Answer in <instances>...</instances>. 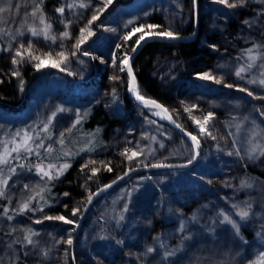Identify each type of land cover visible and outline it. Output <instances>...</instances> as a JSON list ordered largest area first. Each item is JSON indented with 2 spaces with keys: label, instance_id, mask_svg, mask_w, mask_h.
<instances>
[{
  "label": "rangeland",
  "instance_id": "1",
  "mask_svg": "<svg viewBox=\"0 0 264 264\" xmlns=\"http://www.w3.org/2000/svg\"><path fill=\"white\" fill-rule=\"evenodd\" d=\"M40 1L46 0H0V7L7 9L0 13V85L9 74L15 88L10 94L13 108L0 106V152L5 144L11 149L12 140L20 143L25 133L33 138L34 149L12 153L9 163L0 165V180L8 181L0 186L4 193L0 196V264H189L191 260L257 264L264 257V85L259 83L264 79V0H229L236 3L234 8L215 0H196L195 9L193 0L185 8H174L173 0H112L111 4L61 0L67 21L59 20L58 30L50 28L47 39L42 32L33 36L30 31L48 25L42 12L32 15ZM93 15L99 19L89 25ZM171 21L177 31L171 30ZM231 24L233 39L226 35ZM148 25L160 27L149 29ZM82 28H90L93 34L81 33ZM65 31L67 37L62 35ZM163 31L195 41L198 56L182 59L163 53L146 68L147 77L171 100L167 99L169 109L140 94L162 105L183 134L161 119L162 109L140 103L129 113L117 98L124 84L131 97L135 95L130 86L139 88L138 81L129 84L128 67L122 63L135 52L134 47L138 50L135 41ZM82 35L87 39L77 51ZM249 49L255 61L249 60ZM17 50L22 61L14 54ZM13 59L21 62L14 65ZM53 63L58 66L52 67ZM241 67L247 69L242 78L236 75ZM204 73L221 83L200 79ZM18 102L23 107L16 111ZM98 106L114 122L106 136L100 128L85 125L81 133L71 135L86 111ZM176 111L181 118L173 115ZM209 113L211 135L200 133L196 123L202 124ZM186 132L190 138L198 137L197 158L193 159V143ZM52 146L67 157H77L83 150L93 152V158H76L80 166L89 168L74 189L76 196L67 191L49 194L61 185L66 170L52 180L41 179L37 173L38 165L45 169L54 165V175L65 164L48 160ZM223 151L232 153L226 164L218 162ZM189 160L187 168L146 170L154 164H188ZM93 168L98 170L95 175ZM118 170L119 176L128 174L95 196L98 189L90 190L89 183ZM29 200L28 210L21 212V204ZM73 210H77L75 216ZM54 211L73 223L44 219L55 216ZM240 211L248 215L242 218ZM26 235H31V244ZM220 242L222 250L232 249L234 256L201 250Z\"/></svg>",
  "mask_w": 264,
  "mask_h": 264
},
{
  "label": "trees",
  "instance_id": "2",
  "mask_svg": "<svg viewBox=\"0 0 264 264\" xmlns=\"http://www.w3.org/2000/svg\"><path fill=\"white\" fill-rule=\"evenodd\" d=\"M173 7H181L185 8L186 6H190V0H173ZM39 6L40 8V12H42L46 18V21L48 22V25H50V28H54L55 30H58V26H57V22L59 20L62 21H67V17H66V8L63 5V3H61V0H46L44 2L40 1L36 4L35 7ZM191 7V6H190ZM63 8L64 11L63 13L57 11V9ZM168 15V14H167ZM169 16L172 17L173 15L171 13H169ZM168 16V18H169ZM179 25V24H178ZM170 28H172L171 30L177 31L178 30V26L175 27V24L173 23V21H171L170 23ZM233 32H234V24H231L228 28V30L226 31V35L230 38L233 39ZM64 33H68L67 31L63 32L62 35ZM64 36V35H63ZM196 43L195 41H191V42H184V43H163V42H158V41H151L148 42L143 49L139 52V54L134 58V63L136 65V78L138 81V86L139 88L137 89L139 93H142V95L148 97V98H152V99H156L160 102H162L165 107H167L169 109V102L171 101L170 99L166 98L163 93L160 91V88L158 87V85L152 81L151 79H149L147 77V73H146V68L148 66H150V63L152 61V59L156 56H160L161 54H165L166 55H173V56H179L182 59H189L192 57H196L198 56V50L196 49ZM123 50H127L126 48H124ZM15 54V53H14ZM163 54V55H164ZM209 56V55H208ZM3 57V51H2V46L0 44V59ZM210 57V56H209ZM209 57H207L205 60L208 61ZM205 61V62H206ZM4 81L1 83L0 85V106L7 108V106H9L11 109L12 107V97L10 94H13V92L15 91L14 88V84L10 81V76L9 74H5L4 76ZM29 78V77H27ZM27 80V79H26ZM25 80V82H26ZM137 86V87H138ZM142 87L145 89L142 90V92L140 91V89H142ZM117 98L120 100H118V102H120L121 106H125L127 107V105L130 107L131 105H129V96L127 94V89L125 87L122 86V88L120 89V92L117 93ZM175 96V95H174ZM170 101H168V100ZM173 100H178L177 97H173ZM19 103V102H18ZM181 103V102H179ZM6 106V107H5ZM17 106V103L16 105ZM14 106V108H15ZM134 108V107H133ZM16 111H19L18 108L15 109ZM175 113V112H174ZM179 111H176L175 116H177L178 118H181V116L179 115ZM87 120V121H86ZM97 123H99L100 126H96ZM112 123L110 121V119L106 116L105 111L98 107H92L89 110L86 111V116L84 118V121L82 123H78L77 127L74 128V130L71 132V135L75 134V133H81V131H83L81 128L83 125L85 126H90L93 129L92 130H98V128H100L103 131V135L104 137L106 136V132H107V127L108 124ZM196 124V123H194ZM95 132V131H93ZM214 134H217L215 132H213ZM71 137V136H70ZM219 142V140H217ZM209 143V142H207ZM221 144V143H219ZM208 148V146H207ZM76 151H78L76 149ZM228 154H231L230 152L226 151ZM93 154L92 151H85L83 150L80 153H77V157H83V155H88V154ZM58 157H62V158H58ZM77 157H67L65 154L61 153L60 151H58L57 149L53 151L51 157H49L48 160H51L52 162H65L67 163V160L72 161V162H68L67 164H70V167H68V169L65 172V179H64V185L63 188L66 189V191L69 193V195L73 194L74 196H76V193H74V189L76 187H78L80 184H82V175H84L85 173H88L87 171H89L88 167H82L80 166L79 161H77ZM207 159L212 162L215 163L214 160H212L211 158ZM250 173H254L251 169H247ZM118 173H120V170L114 172V173H110V175L108 174H102V179L98 178L96 180H92L91 183H89V189L90 190H97L99 189L101 186L107 184L108 182L114 180L115 178H117L119 175ZM118 175V176H117ZM82 181H81V180ZM79 182V183H78ZM86 183V182H85ZM88 183L85 184V186ZM60 189L57 190V193H60ZM56 191V190H55ZM54 191L50 192L49 194H55L53 193ZM52 215H59L58 211H54L51 213Z\"/></svg>",
  "mask_w": 264,
  "mask_h": 264
},
{
  "label": "snow or ice",
  "instance_id": "3",
  "mask_svg": "<svg viewBox=\"0 0 264 264\" xmlns=\"http://www.w3.org/2000/svg\"><path fill=\"white\" fill-rule=\"evenodd\" d=\"M215 2L217 3H221V4H224L225 6L229 7V8H234L236 7V3H230L229 0H215ZM240 2H242V0H240ZM112 3V0H107V4H111ZM107 4L104 5L105 7H107ZM69 7H71V5H69ZM80 7H85L84 4H81ZM7 11L6 8H3V7H0V13H3ZM57 11L63 13L64 9L63 8H60V9H57ZM40 12V8L39 6H37L34 10H33V13L32 15L35 17L36 14ZM99 17L97 15H93L92 19L89 21V25H91L94 21L98 20ZM40 23L41 24H44V18H43V15L41 14L40 15ZM50 25H45V28L44 29H41L40 31H38L36 28H31L30 31L32 32V35L33 36H38L41 34V32L44 34V37L45 39L48 38V30L50 29ZM143 27V26H141ZM149 29H154V28H157V27H160L158 25H148L147 26ZM141 28H137L135 31H140ZM85 31H88V34L89 36H91L93 33L91 31L90 28L88 29H85V28H82L81 29V33L85 32ZM64 37H67L68 36V33H64L63 34ZM151 36H160V37H164V38H167V39H177L178 36L176 34H174L172 31H163V32H151L150 34ZM55 39V38H53ZM87 37H84L83 35L81 36L80 38V41L79 43L76 45V48H77V51H80V46L81 44H83L85 41H86ZM131 39V36H125V40H130ZM145 40V36H140L138 40L135 41V44L137 46L140 45L141 41H144ZM32 47V44L31 42L29 43L28 45V48L31 49ZM117 47H120L119 45H117ZM132 51H136V48L134 47L132 49ZM249 52V60L251 61H255L256 57L255 56H252L251 55V52L252 50L249 49L248 50ZM31 55V53H29ZM85 55H87V52H84ZM16 57H20L21 58V61L23 60V55H22V52L20 50H17L16 53H15ZM73 55H75V53H73ZM61 56H63V53H61ZM33 59H38V57H32ZM21 61H17L16 59H13L12 63L14 65H16L17 63L21 62ZM63 62V61H61ZM122 63L124 64L125 67H128V75L129 77L131 78L132 80V84L135 83V77L133 76L132 74V69L131 67H129V57L128 56H125V58L123 59ZM43 66V61H41V64H38L36 65L37 69L39 70L40 67ZM52 67H57L58 65L53 63L51 65ZM253 65L252 63H249L247 65V68H251ZM247 69L245 67H241L237 72H236V75L238 77H241L242 78V73H244ZM121 71H123V69H121ZM71 74V73H69ZM15 75H19V73H15ZM262 76H264V73L261 74ZM200 79H204V80H208V79H213L215 83H221L220 80L218 79H215L214 77H212L210 74L208 73H204V74H201L199 76ZM115 79V78H114ZM256 81H251V83H255ZM259 83L261 85H264V79H261L259 80ZM225 87H232V85H225ZM239 91H246V89L244 88H240L238 89ZM130 91L133 92V95H135V98L138 100V101H141L142 103H144L146 106L148 105H151L153 107H161L159 104H156L155 101H151V100H146L135 88L131 87L130 86ZM248 95L251 96L252 95V92H248ZM166 111V110H165ZM185 111H190V109H185ZM212 118V114L209 113V115L207 117H204V122L201 124L199 121H196V123L199 124V132L200 133H206L208 135H211L210 132H208L207 130V124L209 122V120ZM177 127H181L180 125H177ZM45 131H47V126H45ZM183 131V129H181ZM17 135H19V133H17ZM185 135H190L189 133H185ZM32 137L30 135H28L27 133H25L24 137H22L21 139V142L20 143H17L15 140H12L11 143L14 145L11 149H9L8 145L5 144L4 145V149L2 152H0V165H6L9 163V157L12 155V153H17L19 154L20 152H26V153H32L34 151V149L31 147V144H30V141H32ZM191 139L193 141V145L196 149H199L200 147V142L198 140V137L197 135H191ZM38 147H42V145H38ZM48 151L50 152L51 149H48ZM198 154V153H197ZM136 155V153L134 152L133 153V156L132 157H129V160H131L134 156ZM195 157H193L194 159ZM91 163H95V161H91ZM189 163H191V160H189ZM153 167H161L162 165H152ZM20 167H24V165H20ZM69 167V165L67 163L63 164L59 170H56L55 171V174L53 175V169H54V165H49L47 169H45L42 165H38L37 166V173L41 176V179H45L47 178V180H52V179H56L58 178L60 175H63V172L65 170H67V168ZM85 167H87V165H85ZM111 170V169H109ZM12 172H15V169H11ZM98 170L93 168L92 169V175H95L96 172ZM127 174V173H126ZM8 184V181L7 179H4V180H0V186H6ZM107 187H110L107 186ZM4 195L3 191H0V196ZM34 198V197H33ZM31 199V198H30ZM91 199H92V196L90 195L88 197V200L89 202H91ZM29 201L21 204L20 206V211L23 212V211H26L28 210L29 208ZM76 211L77 210H73L72 212V215L75 216L76 215ZM5 212H7V209H5ZM239 215L243 218V217H246L248 215V212L247 211H240L239 212ZM44 219L46 220H59V221H62L64 224H72L73 221L70 220V219H67L65 218L64 216L60 215V216H45ZM224 220L231 223L230 219L228 216H224ZM40 221H37V223H39ZM34 235V233H32ZM25 240H27V242L29 244L32 243V240H31V235H26L24 237ZM67 243L69 245H71L72 243V240L69 238ZM149 252L152 251L151 248L148 249ZM257 264H264V257H262L261 259H259L257 261Z\"/></svg>",
  "mask_w": 264,
  "mask_h": 264
},
{
  "label": "bare ground",
  "instance_id": "4",
  "mask_svg": "<svg viewBox=\"0 0 264 264\" xmlns=\"http://www.w3.org/2000/svg\"><path fill=\"white\" fill-rule=\"evenodd\" d=\"M195 8H197V6H196V3H195V7H194V9ZM195 13H196V11H195ZM209 24H211L210 25V28L211 27H213L212 26V23H209ZM195 29H196V27H195ZM98 52V51H97ZM133 98H135V97H133ZM253 101H257V99H254L253 98ZM243 103V101H241V103L240 104H242ZM256 103H258V102H256ZM126 109L129 111V113L131 112V111H133V107H129L128 105H127V107H126ZM168 117H167V114L166 113H163L162 112V115H161V119L163 120V121H166V119H167ZM114 123L112 122V123H109L108 124V127L106 128L107 129V132L106 133H108L109 132V129L111 128V126L113 125ZM192 143H193V141H192ZM200 148V147H199ZM201 149V148H200ZM193 153H194V157L195 158H197V156H198V149H196L195 147H194V145H193ZM221 155L219 156V158H218V162H220L221 164H226V163H228L229 161H231L232 160V155L231 154H228L227 152H221L220 153ZM90 154H88L87 155V157H91V158H93V156L92 155H90ZM86 157V156H85ZM58 158H62V157H58ZM95 158V157H94ZM191 163H188V164H178V166H180L179 168H183L184 166H189ZM162 166H166V165H162ZM156 167H151V169H155ZM160 168V167H159ZM126 176V174L125 175H120V176H118L117 178H115L114 179V181L112 182V183H117V182H119V181H121L122 179H124V177ZM206 180H208V179H206ZM214 181H215V179H214ZM213 180H212V182H214ZM79 183V182H78ZM63 186H65L64 185V180H63V182L61 183V185H59L58 186V188H61V190L62 191H66V189H64L63 188ZM89 205V204H88ZM222 244H224L223 242H220V243H218V244H215L214 246H212V245H204L202 248H201V250L202 251H204L205 249H208V248H210V250H211V252H213L214 254H223V253H225V255L224 256H234V251L231 249V250H222L223 248L221 247V246H223ZM214 256V255H213ZM224 256H222V257H224ZM71 258H72V261L74 260L73 259V255H72V253H71ZM189 264H209V262H205V261H201V260H191L190 262H189Z\"/></svg>",
  "mask_w": 264,
  "mask_h": 264
},
{
  "label": "water",
  "instance_id": "5",
  "mask_svg": "<svg viewBox=\"0 0 264 264\" xmlns=\"http://www.w3.org/2000/svg\"><path fill=\"white\" fill-rule=\"evenodd\" d=\"M194 1V5H195V3H196V0H193ZM195 7V6H194ZM190 39H183V38H177V39H167V38H164V37H160V36H153V37H148L147 39H145L144 41H143V43H141L140 45H139V48H138V50H136L130 57H129V59L130 58H133L136 54H137V52L139 51V49H140V47L142 46V45H144V44H147L148 42H150V41H158V42H164V43H184V42H187V41H189ZM132 84V80H131V78H130V81H129V84ZM128 92H129V89H128ZM129 95L131 96V93L129 92ZM132 98V100L135 102V103H142L141 101H138L136 98H133V97H131ZM146 100H149V99H146ZM151 101H154V100H151ZM156 102V101H155ZM156 104H159V103H157L156 102ZM160 105V104H159ZM161 107H158V108H160V109H162L163 111H164V113H166L167 114V119H168V122L175 128V129H177L180 133H182L183 134V131H181L180 130V128L179 127H177V124L174 122V120L172 119V117L170 116V114L167 112V111H165L166 109L162 106V105H160ZM186 137H188L191 141H192V139L188 136V135H185ZM190 166V165H189ZM189 166H184V167H189ZM176 167H180V166H178V165H166V166H161L160 168H164V169H174V168H176ZM156 168H159V167H156ZM148 169H151V167H148L146 170H148ZM140 170H142V169H135V172L136 171H140ZM145 170V169H144ZM128 174V173H127ZM114 183H111V184H109L110 186L111 185H113ZM109 185H107V186H109ZM107 186H104L103 188H101L99 191H101V190H103V189H105V188H107Z\"/></svg>",
  "mask_w": 264,
  "mask_h": 264
},
{
  "label": "flooded vegetation",
  "instance_id": "6",
  "mask_svg": "<svg viewBox=\"0 0 264 264\" xmlns=\"http://www.w3.org/2000/svg\"><path fill=\"white\" fill-rule=\"evenodd\" d=\"M136 57V55L132 58V60H131V62L134 60V58ZM136 77V76H135ZM93 79V78H92ZM91 79V80H92ZM91 80H89V82L91 81ZM135 82H137V78H136V80H135ZM127 94H128V96H129V105H131V107H134V105H136V104H138V103H135L133 100H132V98H131V96L129 95V93H128V90H127ZM178 98H179V96H178ZM139 105H140V103H139ZM142 105V104H141ZM140 105V106H141ZM23 106L21 105V106H19V103H17V106H15V109L16 108H18V109H21ZM92 108V107H91ZM158 108V107H157ZM89 110V109H88ZM147 111H148V109H147ZM86 116V115H85ZM85 116L81 119V121L79 122V123H82L83 121H84V118H85ZM126 116L128 117V116H130L129 114L127 115L126 114ZM111 121V120H110ZM167 121V120H166ZM111 122H113V121H111ZM114 123V122H113ZM167 124L168 125H171L168 121H167ZM157 125V128L160 130L161 128L159 127V125H158V123L156 124ZM160 125L162 126V123H160ZM163 130V129H162ZM51 151L49 152V151H47V154L49 155L50 154V156L49 157H51V155H52V153H53V151L54 150H59V148H57V146H52L51 148ZM64 154V153H63ZM91 154V153H90ZM47 160V159H46ZM50 162H52L51 160H50ZM184 168V167H183ZM187 168V167H186ZM254 172V171H253ZM64 177H65V175L63 176V180H64ZM111 184V183H110ZM107 185V184H106ZM106 185H104V186H106ZM58 189H60V188H55V189H53L52 191H54L53 193H55V192H57V190ZM56 190V191H55ZM51 191V192H52ZM60 192L62 191V190H59ZM50 193V192H49ZM95 193V192H94ZM56 194V193H55ZM92 198H93V195H92ZM242 240H244V238L242 237L241 238Z\"/></svg>",
  "mask_w": 264,
  "mask_h": 264
}]
</instances>
